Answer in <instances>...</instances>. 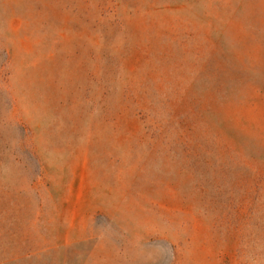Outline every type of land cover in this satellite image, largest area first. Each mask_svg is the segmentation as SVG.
Wrapping results in <instances>:
<instances>
[{
  "label": "rangeland",
  "instance_id": "1",
  "mask_svg": "<svg viewBox=\"0 0 264 264\" xmlns=\"http://www.w3.org/2000/svg\"><path fill=\"white\" fill-rule=\"evenodd\" d=\"M0 264H264V0H0Z\"/></svg>",
  "mask_w": 264,
  "mask_h": 264
}]
</instances>
